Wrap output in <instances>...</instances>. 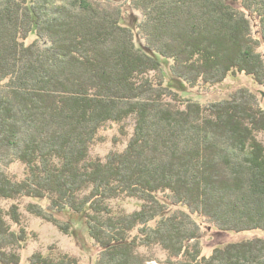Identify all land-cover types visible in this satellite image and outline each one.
<instances>
[{"label": "trees", "instance_id": "obj_1", "mask_svg": "<svg viewBox=\"0 0 264 264\" xmlns=\"http://www.w3.org/2000/svg\"><path fill=\"white\" fill-rule=\"evenodd\" d=\"M132 2L144 16L145 50L119 7L0 0V160L11 152L10 162L26 167L19 181L0 170V197L49 200L46 209L30 210L60 229L68 226L55 212L84 214L101 248L96 264H149L138 249L153 245L169 253V264H264L262 237L204 256L192 219L200 215L224 232H264V145L256 137L264 131V109L244 94L206 106L188 100L179 108L165 100L178 98L172 84L149 75L162 59L174 61L172 73L191 85L220 81L234 69L264 74L245 13L258 17L264 42V0ZM132 117L123 151L89 158L107 123ZM160 193L188 212L167 214ZM120 198L143 204L131 214L117 212L111 202ZM4 213L0 207V262L19 264L13 247L22 248L28 233L12 231ZM6 215L21 225L17 205ZM31 264L82 263L37 253Z\"/></svg>", "mask_w": 264, "mask_h": 264}, {"label": "rangeland", "instance_id": "obj_2", "mask_svg": "<svg viewBox=\"0 0 264 264\" xmlns=\"http://www.w3.org/2000/svg\"><path fill=\"white\" fill-rule=\"evenodd\" d=\"M73 0H57L58 3H68ZM106 7L118 9L123 13V24L129 26L135 36L136 45L145 50L146 43L140 33L139 25L144 20L143 13L135 9L132 0H97ZM234 10H241V3L233 1ZM250 20V36L257 41L254 53L259 56V63L264 66V42L260 38V23L258 17L250 16L248 11L245 12ZM37 38L32 34L25 43L30 45ZM163 65L160 70L150 72V76L156 83L163 81L165 85L172 84L173 91L177 94V100L173 97H166L167 102H171L173 106L185 108L188 100L199 103L201 105H209L211 103L229 101L245 95L253 96V103L264 109V74L256 77L247 74L244 71L233 70L229 72L220 81L214 83H204L202 80L194 84H189L178 79L170 70L174 61L162 59ZM134 117L129 118L123 124L113 122L107 123L98 134L95 142L90 149L89 158L105 159L111 151H123L134 130ZM257 139L264 145V131L256 133ZM12 153L8 154L7 159L0 160V170L8 176L16 180H22L26 177V167L18 160L10 162ZM10 162V163H8ZM160 201L167 202L169 210L167 214L188 212L187 207L171 204L167 198V194H158ZM17 205L21 213V225L16 224L6 212L12 205ZM143 201L137 198H120L113 200L111 205L117 212L131 214L141 209ZM31 205H39L46 209L49 206V200H41L32 197H21L17 199H6L0 197V207L5 212L4 218L12 231L18 232L22 227L27 231V241L21 248L16 245L12 249L20 255L19 264H31L32 257L41 253L45 257L61 259L62 256L68 255L77 258L82 264H96L100 255L101 248L93 240L88 232L86 218L84 214H76L73 211L65 210L63 212H55L53 215L62 227L68 226L66 229H60L53 222L36 216L31 212ZM192 219L199 225L200 237L199 244L202 254L210 256L214 249L222 248L230 242H238L255 237L264 238L262 231L250 232H224L212 227L204 217L193 214ZM155 225V221L151 222V226ZM136 230L134 234L136 235ZM138 252L149 259V264H169V253L160 245L142 246ZM174 259V258H173ZM0 264H2L0 262Z\"/></svg>", "mask_w": 264, "mask_h": 264}]
</instances>
